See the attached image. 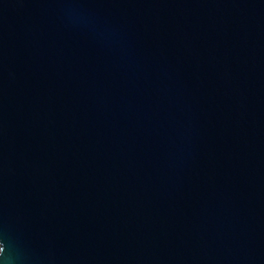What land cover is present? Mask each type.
<instances>
[{"label": "water", "instance_id": "water-1", "mask_svg": "<svg viewBox=\"0 0 264 264\" xmlns=\"http://www.w3.org/2000/svg\"><path fill=\"white\" fill-rule=\"evenodd\" d=\"M0 264H264V0H0Z\"/></svg>", "mask_w": 264, "mask_h": 264}]
</instances>
